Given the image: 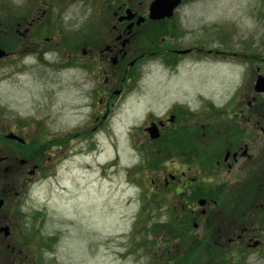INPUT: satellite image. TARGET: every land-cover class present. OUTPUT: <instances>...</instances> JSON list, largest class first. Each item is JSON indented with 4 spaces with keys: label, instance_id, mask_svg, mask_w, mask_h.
Masks as SVG:
<instances>
[{
    "label": "rangeland",
    "instance_id": "374dc122",
    "mask_svg": "<svg viewBox=\"0 0 264 264\" xmlns=\"http://www.w3.org/2000/svg\"><path fill=\"white\" fill-rule=\"evenodd\" d=\"M129 1L150 4L152 0ZM112 2L0 0V29L7 32L5 39L12 36L10 22L16 16L36 18L35 25L30 26L34 51L25 57L17 54L0 65L1 135L18 129L30 139L37 132L54 138L78 129L94 115L88 101L93 84L78 68L79 62L69 61L61 39L80 37L82 43L91 42L101 31L95 18L102 5ZM174 14L171 21L165 22L161 35L167 39L172 36L177 49L201 47L264 58L262 0H186ZM19 28L24 29L23 25ZM47 37L53 40L49 44ZM192 58L187 57L190 61ZM240 58L228 59L226 65L212 60H203L205 63L194 59V65L183 61V73L193 74H183L172 83L170 79L176 77L168 74L166 66L160 60L159 64L150 61L145 66V81L131 83L119 99L121 103L108 129L84 137L66 152L65 160L49 167L46 172L50 176L21 188L15 202L7 204L0 222L10 225L12 235L8 242L0 238V264H27L31 257L26 254L34 256L33 244L39 247L41 264H264V238L263 245L249 249L229 240L252 222L264 230V208L255 210L251 208L255 201L244 196L238 199L235 190H226L223 193L229 196L221 195L220 205L206 216L196 215L194 220L188 215L168 213L161 201L148 195V190L153 187L155 171L163 169L161 160L175 156L174 151L168 148L157 154L145 146L142 151L136 150L131 139V134L138 136L137 129L144 125L148 111L162 115L178 102L173 96L183 92L180 86L191 90L209 88L213 104L226 101L244 80L247 65ZM156 74L164 82L162 94ZM150 88L155 96L149 95ZM165 90L166 94L172 91V97L166 99ZM179 140L173 136L172 143L176 145ZM178 145L183 147L185 143ZM3 151L0 146V156L5 155ZM73 151L79 156H71ZM6 155L19 158L13 153ZM193 221L200 222L196 228ZM34 231L43 238L55 237V241L49 238V248L40 246L42 240H36Z\"/></svg>",
    "mask_w": 264,
    "mask_h": 264
},
{
    "label": "flooded vegetation",
    "instance_id": "af4514ba",
    "mask_svg": "<svg viewBox=\"0 0 264 264\" xmlns=\"http://www.w3.org/2000/svg\"><path fill=\"white\" fill-rule=\"evenodd\" d=\"M148 15L146 4L129 0H118L117 4L113 1L112 5L102 6L99 17L95 18L99 21L100 33L94 35L91 42H81L77 46L80 50L78 68L87 74L86 80L93 84L92 92L96 95L88 99L97 101L91 104L95 114L90 117L89 124L80 126L70 137L63 135L58 141V150L52 154L43 151L47 155L45 162L40 158L39 165L33 163L31 168L35 170L31 176L46 167L47 161L53 164L52 158H60L66 149L81 143L84 135H93L101 128L107 130L106 126L113 117L117 101L127 89V83L133 77L144 78L147 72L145 66L153 59L160 60L168 69V74L176 77L170 79L172 83L184 74L181 70L183 61L192 64L194 59L197 62L213 59L220 63L228 57H244L195 47L188 49L187 53H178L181 50L176 48L178 43L173 42L175 39L161 35L165 22L172 19L152 20ZM19 26L21 24L17 23L14 29L15 49L6 51V56L0 58V64L15 57L14 53L34 49L30 34L32 23L24 24V29ZM2 42L1 29L0 47ZM187 57L193 58L190 61ZM247 58L244 80L226 101L213 104L209 88L191 90L180 86L178 89H183V92L175 94L177 98L174 101H196V104L175 103L162 115L150 112L145 118L140 131V148L145 146L146 150L154 149L160 154L173 147V136L181 138L173 150L175 156L161 160L160 167L163 169L155 171L156 178L151 180L153 187L149 190V196L161 201L168 213L206 216L220 205L218 200L221 195L229 196L223 193L226 190H235L238 199L244 196L255 201L251 208H264V92L256 89L259 77H264V65H260L264 63V58L258 54ZM186 74L193 73L188 71ZM152 123L157 124L159 136L156 139H150L151 133L146 131ZM179 142L185 143V146H179ZM48 143L52 144L51 141ZM10 144L13 149L17 148L12 140ZM56 144L55 141L53 145ZM31 146L33 150L39 149L33 141ZM32 158H35L34 153L28 159ZM7 160L11 164L5 172V181L0 183V196H3L0 198L4 199V205L5 200L6 205L9 201L15 202L19 193L18 179L23 176V169L29 166L27 160L23 163L18 161V157H13L10 160L0 158V168ZM169 166L172 169H168ZM258 229L254 222L247 224L230 241L249 242L258 236L255 234Z\"/></svg>",
    "mask_w": 264,
    "mask_h": 264
},
{
    "label": "water",
    "instance_id": "95a60500",
    "mask_svg": "<svg viewBox=\"0 0 264 264\" xmlns=\"http://www.w3.org/2000/svg\"><path fill=\"white\" fill-rule=\"evenodd\" d=\"M178 3H179V0H155L153 4L151 5L150 15L152 18H161L164 16L170 17L172 15L173 9L177 6ZM263 83L260 82L259 87L264 90ZM1 204H2V201H0V206ZM3 230L5 231V234H7V229L5 228Z\"/></svg>",
    "mask_w": 264,
    "mask_h": 264
}]
</instances>
